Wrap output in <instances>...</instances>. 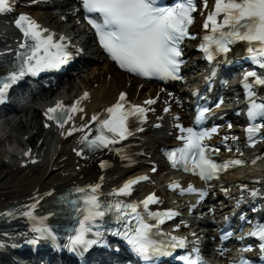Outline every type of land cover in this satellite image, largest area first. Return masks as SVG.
<instances>
[{
	"label": "snow or ice",
	"instance_id": "6c2138e0",
	"mask_svg": "<svg viewBox=\"0 0 264 264\" xmlns=\"http://www.w3.org/2000/svg\"><path fill=\"white\" fill-rule=\"evenodd\" d=\"M202 2L207 7V0ZM13 4L14 0H0V14L12 11ZM81 4L85 13L98 14L95 18L86 17L88 23L95 29L100 44L120 68L143 77H157L165 80L180 78L179 72L183 63L181 59L183 49L180 45L186 38H195L190 35L188 28L194 22L192 13L196 11V0H168V2L166 0H81ZM218 17H222L219 22ZM16 24L25 37V42L20 44V49L24 51H17L15 64L9 67L5 77L0 78V102H3L4 93L10 84L26 74L37 75L42 71L59 69L70 59L66 46L60 42L65 39L64 37L54 41V34L44 35L48 30L42 29L39 24L25 15H21ZM203 27L205 29L210 27V33L204 35V42L200 45L208 60L214 59V56L220 53L229 52L231 45L244 42L247 46L246 51L249 53L248 58L259 68L264 69V0H216L214 10L209 12ZM248 77L254 78V81L248 82ZM254 85L264 86V74L250 71L245 76V88L248 89L250 104L248 117L253 121L252 126L246 129L249 140H252L261 128H264V123H255L257 119L264 121V98H261V103L256 102L254 97L257 93L252 91ZM120 101L106 109L107 118L92 117L93 121H99L97 129L99 134L91 140L85 135L81 143L86 142L90 149L107 148L110 144L133 134L127 125L129 116L143 117L147 110L139 106H129L126 110L125 104L122 103L125 101L124 94H121ZM146 103L153 104L155 101L148 100ZM77 110L76 106L65 109L58 103L56 107L48 109V113L51 114L48 118L56 120L63 127L64 122L71 119L69 113ZM205 111L207 109L200 113L197 123L203 118ZM82 130V128L73 129V131ZM181 130L186 131L188 135L180 137L186 141L184 147L169 153L174 166L181 164L185 171H192L205 180H211L219 170L227 168L229 164L242 163L240 160H234L222 165L216 164L210 156L205 154L208 149L202 143L210 136L208 132H196L192 128ZM212 131L215 132L216 129ZM139 179H147V177ZM138 182V180L127 182L115 194H130L132 185ZM99 187V185L91 187L90 194L83 198L86 205L83 210L75 208L77 212L83 211L84 215L83 219L79 220L75 235L69 238L72 251H76L77 246L86 250L98 243L97 240L88 238V233L93 231L95 221L98 218L103 219L106 213H116L117 220L124 221L129 227L123 233L115 234L123 235L133 250L144 260L169 254L162 245L151 239V230L154 225L145 223V217L137 211L139 205L123 202L102 204L96 195ZM172 187H179V185ZM77 191L87 193L88 190L81 188ZM184 191L181 189L182 194ZM187 191L195 192L196 189L190 187ZM252 195L255 196L256 193L253 192ZM155 202L157 198L153 194L141 203L147 211L148 205ZM69 203L75 207L78 202L72 200ZM32 207L34 208L35 205ZM25 215L30 216L31 213H25ZM148 215L163 223V218L170 219L177 213L150 212ZM129 216L136 221L135 225L131 224V220L126 219ZM33 231L39 232L41 236L51 235L47 228H34ZM95 235L102 234L97 231ZM249 235L258 236L262 242L260 247L264 249V225H257L255 231ZM31 242L35 243V241ZM183 243L180 241L181 245ZM250 250L245 249V251ZM182 259L187 260L188 264H198V258L190 260L182 257ZM241 264H248V262L241 261Z\"/></svg>",
	"mask_w": 264,
	"mask_h": 264
},
{
	"label": "bare ground",
	"instance_id": "6f19581e",
	"mask_svg": "<svg viewBox=\"0 0 264 264\" xmlns=\"http://www.w3.org/2000/svg\"><path fill=\"white\" fill-rule=\"evenodd\" d=\"M36 8L37 6L31 9V13L45 22L46 25L55 26L56 28L61 27L60 17L65 15L64 13L54 17L50 14L47 15V18H44L39 16V12ZM66 17L69 16L66 15ZM83 45L87 46V41H84ZM4 61H7V59ZM75 83L76 81L70 83V81L67 80L63 85V89L68 93L67 87L70 86L69 93L68 95L60 93L59 96L62 98H66L67 96L75 97L81 93V90L89 89L92 97L86 102L84 114L74 117L73 122L62 127L63 131L69 137L61 138V140L53 146V150L51 151L48 150L51 145L46 137L47 134L45 135L41 148L37 149V153L40 155L39 163H34L32 156L23 158L15 156L12 165H5V158H11V155L6 153V151H8L9 145L14 143V140L10 136L6 137L3 147L0 148V210L4 209L9 204L17 206L23 205L29 202L31 197L35 195L42 197L43 203L55 204L58 202L57 198L55 196L52 198V196L48 194V191L51 189H55V192H58L61 188L70 184L92 182L104 172L107 173L108 180L113 179V181L118 178L123 179L137 174L134 168L129 165L130 161L126 159L127 157L115 158V167L109 171H103L101 166L98 165L97 155H89L85 159H82L78 155V148H76L77 143H80L82 137L87 133L85 127H87L88 130L90 129V127L87 126L89 123V117H87V115L92 111L103 110V108L118 98L121 91L128 90L131 98H137L139 96L141 100L152 97L159 109L163 111L167 105H171L173 108H176V106H183L179 96L175 94L174 97H172L169 89L162 88L161 86L154 87L146 83V81L129 76L105 58L102 59L100 63L95 64L94 69H92L91 73L87 75L83 81L84 85L82 87L80 86L77 89V87L73 86ZM70 93L73 94V96H71ZM49 94L51 96L56 94V92L54 91ZM26 111L25 113H29L31 118L18 120L15 124L13 123L12 130L15 131V134L27 128H37L36 131L41 129L43 132L42 124L38 127V122H40L41 119L40 111L35 108L30 110L31 113ZM165 113L172 117L178 113V111ZM81 128L83 129L82 131H73V129ZM70 131L73 134L69 135ZM48 134H51V132H48ZM161 134V131H148L144 135L145 141L143 146L139 148V150L129 154V157L139 159L141 162L152 160V158H149V154L157 156V146L164 142V138ZM13 138H15V135ZM15 144L16 147L21 146V141L15 140ZM144 150L146 154L141 155ZM42 152L43 154H41ZM22 162L29 163L25 166H21L20 164ZM78 166H80V169L77 168ZM144 167L147 171L151 170V166H141V168ZM245 176L246 173L243 171L231 174L227 177L226 184L222 186H233V184L237 182H242ZM228 191H230V189ZM220 193L226 194L227 190L224 189L220 191ZM220 212H222V210ZM23 230L25 229L19 231L22 232ZM0 264H6V261Z\"/></svg>",
	"mask_w": 264,
	"mask_h": 264
},
{
	"label": "rangeland",
	"instance_id": "374dc122",
	"mask_svg": "<svg viewBox=\"0 0 264 264\" xmlns=\"http://www.w3.org/2000/svg\"><path fill=\"white\" fill-rule=\"evenodd\" d=\"M91 71H92V69H88V70L82 71L80 73H76V75L70 77V83L76 81L78 84L77 87H80L81 85H83V81L85 80L86 76L91 73ZM26 130H21L20 132H18V134H14L16 136L15 138L17 141H20V139H26L27 135H29L30 133L35 131V129H30L27 131ZM1 147L2 146H0V148Z\"/></svg>",
	"mask_w": 264,
	"mask_h": 264
}]
</instances>
